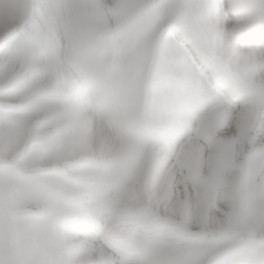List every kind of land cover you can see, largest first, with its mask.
Segmentation results:
<instances>
[{
    "label": "clouds",
    "instance_id": "clouds-1",
    "mask_svg": "<svg viewBox=\"0 0 264 264\" xmlns=\"http://www.w3.org/2000/svg\"><path fill=\"white\" fill-rule=\"evenodd\" d=\"M27 8L0 50V264H244L264 239L258 146L240 124L264 106V53L206 30L194 44L185 0ZM102 240L125 256L101 262Z\"/></svg>",
    "mask_w": 264,
    "mask_h": 264
},
{
    "label": "snow or ice",
    "instance_id": "snow-or-ice-1",
    "mask_svg": "<svg viewBox=\"0 0 264 264\" xmlns=\"http://www.w3.org/2000/svg\"><path fill=\"white\" fill-rule=\"evenodd\" d=\"M191 14L192 21L189 32L196 44L201 32L206 30L210 38L226 37L223 42L229 47L239 51H253L257 54L264 53V0H185ZM31 3H28V5ZM207 17L209 23L201 25V17ZM19 31L17 24L11 28L0 30V50L10 45ZM206 48L198 45L196 52L200 56L206 55ZM8 84L5 87H10ZM0 91H3L0 89ZM4 98L0 97V105ZM254 134L256 137L255 150L256 167L253 175L259 183L264 179V106L255 111ZM74 230L88 233L92 230V223H78ZM264 230V224L258 225L257 232ZM106 252H111L115 259L125 256L124 250L111 240L99 241ZM8 264H20L15 256L8 258ZM244 264H264V239L254 238L248 244Z\"/></svg>",
    "mask_w": 264,
    "mask_h": 264
},
{
    "label": "bare ground",
    "instance_id": "bare-ground-1",
    "mask_svg": "<svg viewBox=\"0 0 264 264\" xmlns=\"http://www.w3.org/2000/svg\"><path fill=\"white\" fill-rule=\"evenodd\" d=\"M16 10L17 4L16 0H0V30L5 28H11L15 26L16 21ZM21 21V20H20ZM253 116L245 115L241 118L240 124L246 131L251 127L254 130L255 127V112L252 113ZM215 128V121L209 122V130ZM226 148V142L222 139L217 140L216 144L213 146V151L215 153H222ZM201 148L200 145L193 143L188 150L187 159L189 162L197 163L200 158ZM206 158L207 155H206ZM103 248V247H102ZM105 251H100L98 254V259L103 262Z\"/></svg>",
    "mask_w": 264,
    "mask_h": 264
},
{
    "label": "rangeland",
    "instance_id": "rangeland-1",
    "mask_svg": "<svg viewBox=\"0 0 264 264\" xmlns=\"http://www.w3.org/2000/svg\"><path fill=\"white\" fill-rule=\"evenodd\" d=\"M29 2H30V0H16L17 10H16L15 25L22 22L26 18L27 13H28L27 5ZM251 115L253 116L254 114H251ZM197 164H198V162H197ZM100 251H105V249L101 248Z\"/></svg>",
    "mask_w": 264,
    "mask_h": 264
}]
</instances>
